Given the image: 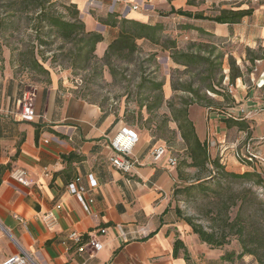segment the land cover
Returning <instances> with one entry per match:
<instances>
[{
	"label": "crops",
	"instance_id": "0c3cea01",
	"mask_svg": "<svg viewBox=\"0 0 264 264\" xmlns=\"http://www.w3.org/2000/svg\"><path fill=\"white\" fill-rule=\"evenodd\" d=\"M66 1L77 4L88 30L103 34V41L96 45L98 51L100 43H105L106 50L120 31L118 27L103 24L101 19L112 15L118 19L128 17L154 23L159 20V9H177L188 0ZM135 4L138 8L130 7ZM244 6L247 5L235 9H246ZM246 10L249 14L243 17L245 22V18L253 13ZM254 15V22L245 26L243 32L237 27L234 30L243 40L257 43L258 39L264 41V14L255 11ZM208 23H211L208 27L205 24L199 26L207 31L223 32L227 29L224 26L234 25L214 20ZM226 33L225 30L219 34ZM238 81L241 83H233L236 89L228 96L230 102L223 108L210 106L208 109L195 104L202 107L197 108L201 115L200 128L192 117L193 108H196L193 105L190 118L202 140L217 141L215 149L210 147L211 155L212 150L224 148L227 170L262 173L264 97L260 90L244 84L241 78ZM64 82L54 77L49 84L32 86L37 117L30 121L20 120L21 98L28 86L23 79L14 76L0 58V218L14 237L41 264H230L222 258L228 250L225 246L214 247L202 242L176 211L179 205L173 193L178 181L184 177L182 161H190L188 146L176 121L169 120L175 126H170L172 136L166 140L148 129L134 127L141 137L133 151L138 164L134 173H122L109 160L113 154L109 142L127 123L98 103L69 92L63 86ZM166 95L165 91L168 100ZM167 113L171 115L169 108ZM226 113L244 121L246 129L238 124L228 125ZM234 128L236 136L230 139L228 133ZM159 144H165L179 157L176 166L169 165L167 155L159 160L153 158L152 151ZM238 145L249 146L259 159L243 164L233 154ZM68 154H74L76 159L64 158ZM19 168L28 171V185L13 178V172ZM78 177L88 188L85 197L94 200L88 209L68 191L67 183ZM58 204L63 208L56 209ZM48 209L55 211L57 220L47 225L41 216ZM15 215L23 217L25 222ZM116 224L131 231L128 240L119 237ZM99 226H109L107 234L99 236L104 247L95 253L78 254L77 247L68 239L71 231L85 233ZM176 239L184 244L177 252ZM18 250L13 241L0 232L1 257L16 254ZM240 264L260 263L249 254L241 257Z\"/></svg>",
	"mask_w": 264,
	"mask_h": 264
},
{
	"label": "rangeland",
	"instance_id": "374dc122",
	"mask_svg": "<svg viewBox=\"0 0 264 264\" xmlns=\"http://www.w3.org/2000/svg\"><path fill=\"white\" fill-rule=\"evenodd\" d=\"M9 3L8 0H0L1 18L6 19L4 20L5 23L8 19L3 13L8 8ZM244 4L247 5L244 8L250 9L253 13L245 18L247 22L242 19L241 22L234 23V25L224 26L228 29H225L227 31L225 35L219 34L224 33L225 30L223 32H221L222 30H217L220 32L211 30L204 33L198 29L199 24H205L206 27L211 24L208 21L212 20L208 18L220 15L223 10H236L237 7ZM171 9H159L157 11L159 14L157 22L164 25L166 39H176L178 49L181 51L189 48L200 50L202 54L209 56L212 62L215 61L217 55H222L221 67H214L213 71L217 74V78L222 74L226 83L240 82L238 81L239 78L234 82L231 80V62L234 59L239 67L242 82L260 90L259 92L264 97V41L258 39L257 43L247 42L234 30V27H237L239 32L241 30L243 32L245 26L254 22L255 11L264 14V0H258V2L253 0H188L185 4H181V7L174 8L194 14L201 12L208 17L202 18V21L185 15L170 13ZM19 19L16 21L17 28H6L5 25L7 24L0 26L2 64L7 65L14 76L23 79L30 90L32 86L37 84H49L50 78L57 77L61 83L65 81L63 86L69 89V92L77 93L90 102L98 103L105 111H111L119 116L128 126L148 129L152 134H156L165 140L172 136L173 130L170 126L175 125L169 121L171 119L167 113L169 107L166 103L162 108L153 112L148 111L147 106H145V104L152 102L154 96L160 92L157 90L153 92V97H148L147 86L152 80L164 81V85L167 86L166 88L163 86L162 90L164 97L166 91V96L169 99H178L179 96H192L188 91H174L172 89L173 82L186 81L187 83L192 82L195 87L201 85L200 95L214 100L212 103L214 107L223 108L226 106L225 103L230 102L229 97H221L215 93L210 94L205 89L203 84H206L212 75L210 74V70L213 68L211 64H205L199 68L198 72L191 74L186 71L184 65L177 64L171 58V49H165L161 45L142 39L138 40L139 50L130 60L114 59L115 76L110 73L109 65L102 61L105 43L98 45V51L95 52L96 56L91 59V63L86 69L79 67V61L78 65L74 64L72 60L74 45L66 44L64 48H59V42L56 41L53 45L40 47V49L45 48L46 50L44 56H40L39 59L48 73L30 68L27 70L19 62L21 55L19 48L31 49L33 44L34 46L38 45V41H32L34 37L31 36L32 30L28 28L30 20L28 14H24ZM18 46L20 47L18 48ZM211 50L213 53H210ZM254 57H258V59H254ZM142 83H145V86ZM259 85L263 86L258 88ZM170 90H172V94ZM193 106L196 108H193L192 117L200 128L201 115H199L197 108L202 107L195 104ZM234 134H236L235 128L229 131V138L234 139L236 136ZM242 146L238 145V148L246 153V147ZM211 148L215 149L216 146ZM220 151L212 150V158L221 157ZM185 161H182L184 177L182 181H178L173 193L181 212L184 216H191L196 223L203 225L209 231H213L217 236L221 238L225 236L226 242L223 246L228 249L226 252H240L242 244L239 242V236L235 234L238 225L235 223L232 226L231 224L239 215L245 220V225L249 229L251 224L258 222L262 216L258 200L263 197L256 190L254 180L231 178L225 176L220 170H217L215 174L213 167L199 170L189 166L188 162ZM261 171L264 172L263 169ZM213 175L216 176L211 178ZM201 180L205 183V188L192 186ZM237 262L240 264L241 258L237 259Z\"/></svg>",
	"mask_w": 264,
	"mask_h": 264
},
{
	"label": "trees",
	"instance_id": "16d2710c",
	"mask_svg": "<svg viewBox=\"0 0 264 264\" xmlns=\"http://www.w3.org/2000/svg\"><path fill=\"white\" fill-rule=\"evenodd\" d=\"M8 1L10 2L9 6L3 13L7 16L6 18L8 21L5 23L4 20L6 19L1 18L2 14L0 13V26L7 24L5 25L6 28H17L16 21H19V18H22L24 14H28L30 17L28 28L32 30L33 33H31V36L34 37L32 41H38L37 46H34L33 44L31 49L28 48V50L19 48L20 46H18L21 51L19 62L23 68L27 70L30 68L31 70L48 73V70L43 66L39 59L40 56H44V51L46 50L45 48L40 49V47H44V45H53L56 41L59 42V48H64V45L66 44H72L75 46L74 49H72V60L74 64L78 65L77 63L79 61V67L83 69H86L90 65L91 59L96 56V45L103 41L104 37L100 32L87 29L84 20L80 16L77 4L70 3L66 0ZM221 12L222 13L220 15L208 18L201 12L194 14L183 9L175 10L174 8L170 11V13H175L180 16L185 15L189 18L195 19L208 18L222 24L239 23L245 15L249 14V10L246 9H227ZM101 22L103 24L106 23L118 27L120 30L117 37L107 45L108 47L102 57L104 64L107 63L109 65L110 73L113 76L116 74V68L113 64L114 59L130 60V58L139 50L140 46L138 45V40L144 39L161 45L165 49H171V58L174 59L177 64L182 66L184 65L186 71L191 74L198 72L201 66L211 64L213 68L210 70V74L212 75L209 77V81L206 84H203L205 89H207L208 93L210 91L213 94L215 93L223 97L229 96L228 93H225L224 90L221 89L224 76L221 74L217 78V74L213 71L214 67H221L223 62L221 58L222 55H217L215 61L212 62L211 58L202 54L200 50H192V48L182 51L179 50L176 39H166L164 35V25L160 22L148 23L137 18L133 19L128 17H121L118 19L113 18L112 15L108 18L101 19ZM198 29L207 33V30L200 26ZM210 53H213V50H211ZM0 58L3 59L1 45ZM254 59H258V57H254ZM241 77L239 67L236 65V61L232 59L231 80L234 82L237 78ZM142 85L145 86V83H142ZM163 86V80H152L150 82L149 86H147V90L149 91L148 97H153V92L157 90L160 92L154 96V100L152 102L145 104V106H147V109L150 112L159 110L165 103L170 108L171 115L169 116V119L176 121L180 135L183 137L188 146L190 157L188 165L198 168L199 170L213 167L215 174L217 170H220V172L225 176L231 178L254 180L256 190L259 195L263 197L258 200L260 204L259 210L262 212V216L258 222L252 223L251 227L248 229L245 225V220L238 215L235 221L231 224L232 226L235 223L238 225V229L235 231V234L239 236V242L242 244L241 251L238 253L225 252L222 258L230 264H236L237 259L244 255L251 254L260 264H264V176L256 170H247L244 173L227 171L225 163L221 161L220 156L212 158L210 151L211 141L208 139L202 140L197 135L195 123L190 118V106L193 104H200L206 106L208 109H210V106L213 105L212 103L214 100L208 98L207 96L200 95L202 90L201 85H196L197 87H195L192 82H173L172 89L174 91H188L192 94V96H179L178 99L169 100H166L164 97V92L162 90ZM142 104L143 103L141 102V105ZM226 114L228 117L225 120L228 125L231 126L232 123L238 124L240 128L246 129L247 124L244 121L233 118L230 113ZM64 158L73 161L76 159V156L74 154H68L64 155ZM247 162L248 164L251 163L249 161ZM215 176L216 175H213L211 178H214ZM202 181L203 180L198 181V183L192 184V186L205 188V183ZM176 211L191 225L193 231L199 235L202 242L205 241L214 247L223 246L225 244V236H222L221 238L213 231H209L204 228L203 225L196 223L191 216H183L180 207H176ZM174 244L176 252L180 246L184 245L180 239H176Z\"/></svg>",
	"mask_w": 264,
	"mask_h": 264
},
{
	"label": "built area",
	"instance_id": "2783aa9c",
	"mask_svg": "<svg viewBox=\"0 0 264 264\" xmlns=\"http://www.w3.org/2000/svg\"><path fill=\"white\" fill-rule=\"evenodd\" d=\"M230 1V0H229ZM258 1V0H254ZM131 8H138V4L131 5ZM221 89L224 90L225 93L233 94L235 91V85L231 82L226 83V80L223 81L221 85ZM32 89L25 90L23 92V96L21 98V107L18 112V117L20 120L30 121L34 120L37 117V112L35 109V96L32 94ZM210 94H212L209 91ZM139 132L131 126L125 125L121 128L113 137L110 139V147L112 150V155L109 157L111 164L122 173H134L136 170L138 160L136 159L133 151L136 145L140 140ZM217 141H211L210 146L215 147ZM233 154L235 157L240 160L243 164H247L249 162H255L256 159H259L258 155L249 149V146L246 148V153L242 152L238 146L234 149ZM224 148L221 149V161L225 163L223 158ZM153 158L155 160H159L165 155H167L168 163L171 166H176L179 162V157L174 153L169 151V148L165 144H159L154 147ZM262 174V173H261ZM264 176V172L262 174ZM13 178L23 185H28V171L23 168L16 169L13 172ZM95 182V179L92 178ZM92 181V182H93ZM68 191L77 197V199L81 200L82 204L86 209L89 208V205L94 203L93 198H86L85 193L88 192V188L80 182V178H75L73 181L67 183ZM63 205H56V209H62ZM22 223L25 222V219L19 215H15ZM42 219L45 224H52L57 220L55 216V211L53 209H48L42 214ZM116 229L119 232V237L126 241L130 238L131 231H129L124 225L116 224ZM109 226H99L94 230H90L88 232L81 231H71L68 236L69 241H71L75 247H77L78 254L85 253L87 251H91L93 253L101 250L104 246L102 242L99 240V236L102 234H107ZM0 232L3 233L4 236L9 237L16 248H18V253L12 254L7 257H1L0 255V264H41L38 262L35 256L27 250L19 240H17L13 233H11L10 228H8L4 222L0 218ZM136 233H139L137 231ZM87 264V263H83Z\"/></svg>",
	"mask_w": 264,
	"mask_h": 264
}]
</instances>
